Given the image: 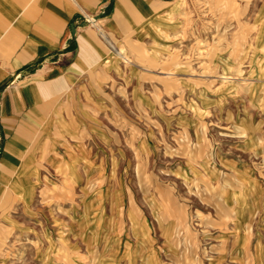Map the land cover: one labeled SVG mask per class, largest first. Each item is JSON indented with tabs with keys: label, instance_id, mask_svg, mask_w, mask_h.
Here are the masks:
<instances>
[{
	"label": "rangeland",
	"instance_id": "374dc122",
	"mask_svg": "<svg viewBox=\"0 0 264 264\" xmlns=\"http://www.w3.org/2000/svg\"><path fill=\"white\" fill-rule=\"evenodd\" d=\"M167 17L158 56L145 41L160 114L114 117L123 153L80 189L55 185L11 264H145V218L156 247L158 212L183 221L182 264L226 250L220 234L243 219L246 264L255 252L264 264V0H177Z\"/></svg>",
	"mask_w": 264,
	"mask_h": 264
},
{
	"label": "crops",
	"instance_id": "0c3cea01",
	"mask_svg": "<svg viewBox=\"0 0 264 264\" xmlns=\"http://www.w3.org/2000/svg\"><path fill=\"white\" fill-rule=\"evenodd\" d=\"M176 1L0 0V264L16 258L10 245L36 228L55 185L80 189L123 153L114 117L160 114L145 91V41L158 56ZM157 217L156 247L145 218V264H182L183 221ZM230 227L237 232L220 234L226 250L205 264H246L245 220Z\"/></svg>",
	"mask_w": 264,
	"mask_h": 264
},
{
	"label": "built area",
	"instance_id": "2783aa9c",
	"mask_svg": "<svg viewBox=\"0 0 264 264\" xmlns=\"http://www.w3.org/2000/svg\"><path fill=\"white\" fill-rule=\"evenodd\" d=\"M91 23H94V21H90Z\"/></svg>",
	"mask_w": 264,
	"mask_h": 264
},
{
	"label": "bare ground",
	"instance_id": "6f19581e",
	"mask_svg": "<svg viewBox=\"0 0 264 264\" xmlns=\"http://www.w3.org/2000/svg\"><path fill=\"white\" fill-rule=\"evenodd\" d=\"M159 214V213H158Z\"/></svg>",
	"mask_w": 264,
	"mask_h": 264
}]
</instances>
